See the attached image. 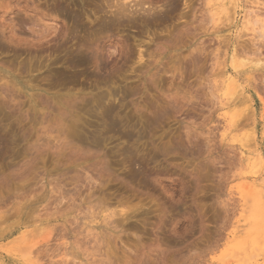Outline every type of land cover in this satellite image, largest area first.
Listing matches in <instances>:
<instances>
[{
  "label": "rangeland",
  "instance_id": "374dc122",
  "mask_svg": "<svg viewBox=\"0 0 264 264\" xmlns=\"http://www.w3.org/2000/svg\"><path fill=\"white\" fill-rule=\"evenodd\" d=\"M230 2L0 0V264H264V27Z\"/></svg>",
  "mask_w": 264,
  "mask_h": 264
},
{
  "label": "bare ground",
  "instance_id": "6f19581e",
  "mask_svg": "<svg viewBox=\"0 0 264 264\" xmlns=\"http://www.w3.org/2000/svg\"><path fill=\"white\" fill-rule=\"evenodd\" d=\"M218 2V1H217ZM246 3L247 2H249V0L248 1H245ZM140 3V2H139ZM242 0H231V2H230V7H231V12L229 11V6H228V8H226V7H223V9H226V10H228V13H230L231 15H232V17H233V19L235 20V19H237V17H236V14H237V12H240V13H242V16H243V22H242V26H246L247 24H249V23H252V24H255L256 22V24L258 25L259 23V26H261V28H262V26L264 27V17H257V13H256V10L254 9V8H252V7H250V11H248V7L245 9L244 7V5H242ZM121 6H123V5H121ZM119 7V6H118ZM125 7V6H124ZM263 7H264V4H263ZM122 8V7H121ZM123 10V9H122ZM119 11V10H118ZM121 14V13H120ZM230 14H228L229 16H230ZM228 16V19H230V17ZM227 17V16H226ZM232 19V18H231ZM232 21V20H231ZM232 23V22H231ZM255 24V25H256ZM243 27V28H244ZM260 28V27H259ZM256 30H258V29H256ZM255 30V31H256ZM264 31V30H263ZM260 32H258V34H259ZM262 35V34H261ZM237 58V57H236ZM233 55L231 56V58H230V65H231V67L235 70V71H237L239 68L241 69V68H244V66L246 65V63H247V61H245L244 59H240V60H237ZM93 60V59H92ZM249 62H250V60H249ZM256 63H258L259 65H260V63L259 62H256ZM255 63V64H256ZM248 64V63H247ZM239 72H240V70H239ZM222 72H220V74H221ZM223 74V73H222ZM250 74V73H249ZM248 74V75H249ZM221 76H223V75H221ZM235 76V75H234ZM233 75H231V76H229L228 77V89L225 91V93H224V96H226L224 99L222 98L221 100H224L222 103H221V105H222V109L224 110V112H226V115H228V113H230V112H232V110H234V109H236L238 106H240V105H242V104H244V103H246V102H248V98L243 94V90L242 89H239V90H236V82H237V80H236V78L234 77ZM252 76V75H251ZM249 78H251V77H249ZM239 79V78H238ZM249 82V81H248ZM221 84V83H220ZM237 86H238V84H237ZM242 95H244V96H242ZM220 100V101H221ZM249 104V103H248ZM247 104V105H248ZM251 104V103H250ZM246 106V105H245ZM249 106V105H248ZM247 107V106H246ZM69 111V110H68ZM252 111V110H251ZM66 112V111H65ZM72 112V111H71ZM228 112V113H227ZM253 112V111H252ZM73 113H77V112H73ZM65 114H67V113H65ZM64 114V115H65ZM72 114V113H71ZM223 114V113H222ZM236 114V113H235ZM235 114H233V116L235 115ZM224 116V120H225V123H226V120L227 119H229V118H227V116ZM231 115V114H230ZM253 115V114H252ZM232 116V115H231ZM230 116V119H232L233 120V117H231ZM67 117V116H66ZM236 117H238V116H236ZM252 117V116H251ZM223 118V117H222ZM237 121V120H236ZM78 122V121H77ZM235 122V121H234ZM234 122H232V123H229L228 124V126H227V128H229L228 130H229V132H230V129L232 128V127H234L233 129H235V131L233 130V129H231V133H233V131L234 132H239V130L241 129V127H238V126H235V124H234ZM60 123L62 124V121H60ZM239 124H241L240 122H239ZM62 125H64V124H62ZM71 125V124H70ZM244 125H245V123H244ZM64 127V126H63ZM62 127V128H63ZM67 126H65V128H66ZM67 129V128H66ZM74 130V129H73ZM251 130V129H250ZM65 132H66V130H65ZM241 132V131H240ZM250 134V132H246L245 134H244V137L246 136V138L249 136V134ZM61 134V133H60ZM230 134V133H229ZM234 134V133H233ZM63 135V134H62ZM61 135V136H62ZM67 135H68V133H67ZM70 135V134H69ZM224 135V134H223ZM253 135V134H252ZM251 135V136H252ZM65 136V135H64ZM234 136H235V134H234ZM242 137V138H241ZM239 139H238V143H239V147H240V150H241V154H243V153H245V142H244V140L246 139H244L243 138V136H241ZM254 137V136H253ZM63 138V137H62ZM65 138H67V136L65 137ZM228 138V137H227ZM235 138V141H236V137H234ZM244 139V140H243ZM248 139V138H247ZM251 139H253V138H251ZM246 141V140H245ZM248 141V140H247ZM246 141V142H247ZM254 143V142H253ZM247 144V143H246ZM250 144V143H249ZM248 144V145H249ZM251 145V144H250ZM247 146V145H246ZM253 146V145H252ZM251 146V147H252ZM251 157V156H250ZM259 157V156H258ZM255 159H253V160H251L248 164L246 163V166L248 165V169L244 172V174L242 175L243 176V178H245V177H247L248 175H256L258 172H259V168H258V162L259 161H262V159H261V157H259V158H256V156L254 157ZM247 182V181H246ZM247 184V183H246ZM244 187V189L246 188V186H243ZM259 190V189H258Z\"/></svg>",
  "mask_w": 264,
  "mask_h": 264
}]
</instances>
